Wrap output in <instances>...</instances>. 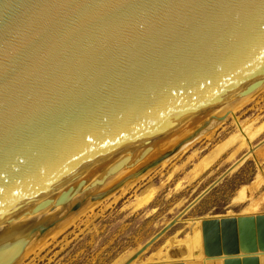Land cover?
<instances>
[{
    "label": "water",
    "instance_id": "obj_1",
    "mask_svg": "<svg viewBox=\"0 0 264 264\" xmlns=\"http://www.w3.org/2000/svg\"><path fill=\"white\" fill-rule=\"evenodd\" d=\"M263 83L264 0H0V223L104 186L181 122ZM56 220L0 231V264ZM202 231L209 261L264 264V216Z\"/></svg>",
    "mask_w": 264,
    "mask_h": 264
},
{
    "label": "rangeland",
    "instance_id": "obj_2",
    "mask_svg": "<svg viewBox=\"0 0 264 264\" xmlns=\"http://www.w3.org/2000/svg\"><path fill=\"white\" fill-rule=\"evenodd\" d=\"M248 98H234L220 113L200 114L178 124L175 130L181 133L168 134L155 150L158 152L129 180L101 191L86 190L83 201L57 214L51 229L66 226L55 237L40 236V246L28 249V255L18 264L200 261L186 257V242L193 240L197 230L204 249L203 221L264 216V86ZM125 187L128 190L122 192ZM87 202L94 206L83 210ZM43 214L37 215L38 219ZM177 242L181 246L176 248ZM196 246L194 242L195 252Z\"/></svg>",
    "mask_w": 264,
    "mask_h": 264
},
{
    "label": "bare ground",
    "instance_id": "obj_3",
    "mask_svg": "<svg viewBox=\"0 0 264 264\" xmlns=\"http://www.w3.org/2000/svg\"><path fill=\"white\" fill-rule=\"evenodd\" d=\"M263 86H264V83H263ZM262 86V87H263ZM261 87V88H262ZM259 90V89H258ZM251 95V94H250ZM250 95H248V96H245V97H241V98H238L236 95L235 96H233V97H229L228 99H226L225 101H223V102H221V103H219L218 105H216V106H214V107H212L211 109H209V110H207L206 112H204V113H202L201 115H200V117L201 116H209V114L211 115V112H215V114H216V112H218L219 110H221V108L222 107H224V106H228V102L229 101H231L232 99H236V98H238V99H240V100H242V101H244V100H249L250 98H248ZM233 102V101H232ZM237 102V101H236ZM243 103H245V102H243ZM240 107V106H239ZM238 108V107H237ZM227 109V108H226ZM228 109H230V108H228ZM222 111V110H221ZM223 112H224V110H223ZM218 113H220V112H218ZM220 115V114H219ZM197 117H199V115H197ZM211 117V116H210ZM215 118H217L216 116H214ZM209 119V118H208ZM213 122V121H212ZM207 123V122H206ZM220 124L222 123V122H219ZM212 126H213V123H212ZM213 128V127H212ZM173 133H181V131L179 130V129H173L172 131H170L169 133H167V135L169 134V135H171V134H173ZM168 135V136H169ZM160 140V143L163 141V140H165V139H163L162 137L159 139ZM173 141V140H172ZM169 142H171V141H169ZM167 143V144H170V143ZM175 148V147H174ZM158 152V151H157ZM157 152H153L144 162H142V163H140V164H138L137 166H135V167H133V168H131V167H126V168H124L120 173H118L117 175H115V176H113V177H111V178H109L107 181H106V183H105V185L104 186H102V187H96V188H93V190H95V191H98V190H105L107 187H109V185H112V184H115V183H117V182H119V181H122V180H129L130 178H132L133 177V175H135V173H137L139 170H140V168L142 167V166H144V164H146L147 163V161H148V159L149 158H151L152 156H154ZM140 156V155H139ZM139 156H137L136 158H138ZM136 158H134L133 159V161H135V159ZM149 163V162H148ZM143 168V167H142ZM112 168H108V169H102V170H99V171H96V172H93V173H89V174H86V175H83V176H81V177H79V178H77V179H74V180H72V181H69V182H67V183H65V184H63V185H61V187H60V189H59V192L57 193V194H55L54 196V198L56 199V198H58L59 197V195L62 193V192H64L65 190H67V189H69V187L70 186H77L80 182H81V180L82 179H86V180H88V183L90 184L91 182H94L95 180H102L104 177H105V175L107 174V173H109V171L111 170ZM149 172V171H148ZM146 176V175H145ZM138 179V178H137ZM135 182H136V180H135ZM134 182V183H135ZM129 183V182H128ZM131 184H133V183H131ZM89 187V185H87V187H85V191H82L81 192V195L80 194H78V196H76L73 200H72V202H70L69 204H67L66 206H60V207H55L54 205L53 206H51L49 209H47V210H44V211H42V212H40V213H38V214H36V216L35 217H33V218H29V219H27V216H25V217H21V218H18V219H15V220H12V221H7V222H3V223H0V231L1 230H4V229H6V228H8V227H11V226H15V225H19V224H22V223H26V222H30V221H33V220H37L38 219V217H37V215H40V214H42V213H44L43 214V216L44 217H49V216H53V215H57V214H59V212H64V211H66L65 209L68 207H70V205L72 204V203H76V202H81V201H83V199H85V195H86V190H89V189H87ZM129 187V186H128ZM128 187H125V189H123V191L122 192H126L127 190H128ZM132 187V186H131ZM109 189V188H108ZM96 193V192H95ZM101 195H103V194H101ZM101 197V196H100ZM110 197V196H109ZM105 198V197H104ZM90 200V199H89ZM97 202H99V201H97ZM97 202H95V203H97ZM93 203V202H92ZM87 205L85 206V208L83 209V210H88V209H90V208H92L94 205H92V204H90L89 202H87L86 203ZM256 204V203H255ZM259 204V203H258ZM83 208V207H82ZM92 210V209H91ZM79 212V211H78ZM86 212V211H85ZM29 216V215H28ZM76 216V215H75ZM43 217V218H44ZM72 217H74V216H72ZM77 217H79V216H77ZM75 220V219H74ZM68 221H69V219H68ZM177 222V221H176ZM204 222V221H203ZM202 222V223H203ZM65 223V222H64ZM178 223V222H177ZM55 224V223H54ZM53 224V226H55ZM64 226H66V225H64V224H60V225H57L56 227H54L53 229H51V230H49V232L48 233H46V234H43V235H40L41 237L43 236H45V237H48V236H50V235H54V237L56 236V234H58L59 233V230L61 229V228H63ZM198 231L196 230V234L194 235V237H193V240L192 241H187L186 242V244L188 245V247H186V248H188V254L186 255V257H188L189 259H194V260H200V261H193V262H204L205 264H223L222 263V261H213V260H211V261H209L207 258H206V256H205V246H204V249H203V246H202V238H201V235H200V233H197ZM40 236H37L35 239H32V241L29 243V245L27 246V248H26V250H25V252L23 253V255L21 256V258L15 263V264H18V262H20V260H22V258L24 257L25 258V256H27L28 254V252H29V250L31 249V248H34V247H36V246H38L39 244H41L40 242L41 241H39L40 240ZM202 236H203V231H202ZM40 237V238H39ZM53 238V237H52ZM43 240V239H42ZM46 241V240H45ZM44 242V241H43ZM183 242V241H182ZM197 243V246L195 247L198 251L197 252H195V250H193V248H192V244L193 243ZM43 244V243H42ZM179 244V245H178ZM175 245H177V246H175L176 248L178 247V246H181V242H177V244H175ZM203 245H204V236H203ZM40 246V245H39ZM183 247H185V246H183ZM173 248L174 247H172V250H173ZM180 248H182V247H180ZM29 249V250H28ZM32 250V249H31ZM169 253H171V250H169ZM198 253V255H196ZM30 254V253H29ZM181 254V253H180ZM160 255V254H159ZM162 255V254H161ZM178 255V254H177ZM183 256H184V254H183ZM185 257V256H184ZM23 258V259H24ZM159 258H161L160 256H159ZM179 259V258H178ZM176 260V259H175ZM186 260V259H185ZM184 260V261H185ZM181 261V260H180ZM188 263H190V262H188ZM177 264V263H176ZM185 264H187V263H185Z\"/></svg>",
    "mask_w": 264,
    "mask_h": 264
}]
</instances>
